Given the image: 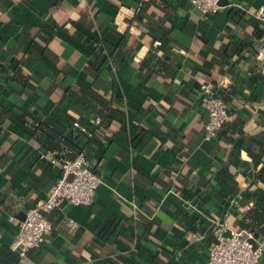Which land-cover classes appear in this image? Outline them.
Segmentation results:
<instances>
[{"label": "crops", "instance_id": "1", "mask_svg": "<svg viewBox=\"0 0 264 264\" xmlns=\"http://www.w3.org/2000/svg\"><path fill=\"white\" fill-rule=\"evenodd\" d=\"M234 1L235 17L190 0H0V247L14 241L8 217L60 175L32 125H70L65 138L101 179L90 204L47 213L50 233L17 264H200L214 221L246 228L242 213L264 197V35L252 34L264 0ZM201 84L229 108L209 142ZM67 88L112 113L91 137L71 124L98 115Z\"/></svg>", "mask_w": 264, "mask_h": 264}, {"label": "built area", "instance_id": "2", "mask_svg": "<svg viewBox=\"0 0 264 264\" xmlns=\"http://www.w3.org/2000/svg\"><path fill=\"white\" fill-rule=\"evenodd\" d=\"M220 0H190L191 6L200 14H214L220 8ZM237 2L227 5L239 7ZM256 19L264 20V10L254 14ZM200 106L208 114L203 126V140H215L222 126L229 118L227 102L217 90L206 84L200 85ZM99 117L94 118L93 126L81 124L78 120L72 121L73 129L91 137L94 125L99 124ZM47 158V157H46ZM60 168V175L56 179L46 198L39 205L28 207L22 221L15 220L10 215L8 221L14 223L16 232L11 244L19 259L26 257L30 252L39 249L50 233L52 224L46 216L55 209L59 202L64 200L70 205H87L92 202L96 187L100 184V177L90 168L88 159L83 151L71 161L58 163L55 158H47ZM68 225L72 222L69 220ZM213 237L208 245V255L200 264H261L262 248L260 240L245 228L228 229L224 221H214Z\"/></svg>", "mask_w": 264, "mask_h": 264}, {"label": "trees", "instance_id": "3", "mask_svg": "<svg viewBox=\"0 0 264 264\" xmlns=\"http://www.w3.org/2000/svg\"><path fill=\"white\" fill-rule=\"evenodd\" d=\"M232 8H234V11L231 12L232 17L242 14L239 8H237L236 6ZM252 34L256 38L262 37L264 35V26L260 27L257 25V23L254 24ZM104 45L106 47L109 46L111 48H114L107 42H105ZM14 79L22 86H25L28 83V78L22 74L20 67H17L16 76ZM1 87L2 83L0 81V90ZM66 93H68V95L73 97L76 101L80 102L87 108L93 109L94 113L98 115L100 122L99 124L94 125L95 129H97L99 126L107 125L109 119L112 118L110 109L96 108L85 95L75 92L74 90H71V88H67ZM221 97L225 100L222 95ZM69 127L70 125L65 123L42 120L36 125L31 126L32 138L37 145L47 150V152L51 155L50 158H55L58 163L71 161L78 155L81 149L65 138V131ZM262 180L264 181V178ZM225 181L226 177L224 175V172L222 170H218L216 173V182L221 184ZM201 195V197H203V194ZM46 216L48 217V214H46ZM240 219L243 222V225L246 227L245 229L252 232L256 237H258L259 240H262L264 238V197L257 200L253 207L245 210L242 213ZM214 228L215 227L213 226L211 230H214ZM19 260L20 259L16 251L6 246L0 247V264H17Z\"/></svg>", "mask_w": 264, "mask_h": 264}, {"label": "water", "instance_id": "4", "mask_svg": "<svg viewBox=\"0 0 264 264\" xmlns=\"http://www.w3.org/2000/svg\"><path fill=\"white\" fill-rule=\"evenodd\" d=\"M219 4L221 5V7L225 6L228 4V0H220ZM24 218V212L20 211L17 215H16V219L19 221H22Z\"/></svg>", "mask_w": 264, "mask_h": 264}]
</instances>
